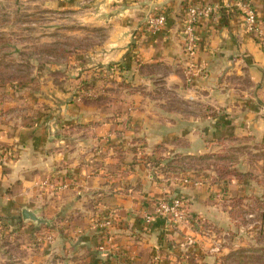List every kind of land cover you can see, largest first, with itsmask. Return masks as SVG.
Here are the masks:
<instances>
[{"label": "crops", "instance_id": "crops-1", "mask_svg": "<svg viewBox=\"0 0 264 264\" xmlns=\"http://www.w3.org/2000/svg\"><path fill=\"white\" fill-rule=\"evenodd\" d=\"M237 3L249 5L257 19L264 21V0H107L98 12L87 9L84 15L97 12L99 25L107 32L102 44L85 57L87 73L96 67L119 66L125 74L123 82L131 85L138 80L148 86L163 70L162 82L177 97L207 106L213 114L181 118L164 105L147 108L136 92L132 98L121 95L102 107L93 105L99 99L76 103L68 84L41 90L37 97L43 98L42 108L25 112L20 120L11 116L19 110L14 104L0 103V150L6 152L0 153V217L24 226L52 228L55 244L63 243L54 254L65 257L73 245H87L91 254L83 264L181 259L184 239L193 235L188 228L175 231L163 219L152 225L143 221L157 194L165 189L175 192L198 220L226 224L227 215L212 199L238 196L244 191L242 185L232 181L210 186L202 181L157 186L132 146L170 141L183 143L178 153L198 155L205 152L206 141L249 137L264 147V48L243 31ZM189 4L233 7L228 11L222 7L219 16L197 25L193 82L187 81L181 33V18ZM151 14L166 18L155 34L142 28ZM34 97H23V101L35 102ZM151 112L163 114V120H150ZM73 140L78 141L77 147H70ZM67 180L76 186L51 192L55 183ZM110 213L115 215L113 252L111 258H104L96 252L99 239L92 226ZM169 242L177 252L168 250Z\"/></svg>", "mask_w": 264, "mask_h": 264}, {"label": "rangeland", "instance_id": "rangeland-1", "mask_svg": "<svg viewBox=\"0 0 264 264\" xmlns=\"http://www.w3.org/2000/svg\"><path fill=\"white\" fill-rule=\"evenodd\" d=\"M106 1L0 0V103L9 102L7 105L14 104L12 106L19 109L15 111L12 109L13 119L20 120L25 112L32 114L42 108L44 104L40 100L43 98L37 97L41 90L49 87L62 88L64 84L70 85V98L76 103L99 99L98 103L93 105L102 107L109 105L121 95L128 99L132 98L133 93L136 92L142 95L147 108L164 105L169 110H174L175 114L177 112L181 118L213 114V111L206 108L207 106L177 97L174 91L162 82L165 73L163 70H161L162 76L152 79L154 81L148 86L139 83L138 80L132 81L131 85L123 82L125 74H121L122 69L119 66L108 67L115 69V73L109 71L112 75L96 73L99 67L87 73L88 69L83 66L87 53L101 45L107 36L106 29L99 25L100 17L95 16ZM87 9H94L97 12L87 17L84 15ZM93 18L94 21L91 22ZM102 68L103 73L104 70H108L107 67ZM187 81L193 82L188 77ZM91 86L96 90L98 97L82 98V93ZM146 89L148 92L145 91ZM11 92L14 94L9 97ZM33 95L35 102L23 101L25 97ZM9 98L12 101H9ZM38 99L39 103H36ZM24 107L28 108L24 109ZM156 112L147 114L149 119L163 120V114ZM230 139L231 142L224 139L219 142L206 141L205 152L198 154H216L222 158L221 160L177 162L172 167L169 166L172 160H175L173 158L183 155L178 153L183 151V143L169 141L152 146L144 143L132 146L136 148L141 161L139 163L147 167L150 178L157 186L167 188L175 182L189 185L200 184L202 181L215 186L213 182L222 178L220 181L222 183L219 185L234 181L244 187V191L238 196H232L227 200L221 197L212 199L228 217V222L224 225L198 220L197 215L189 211L180 199L185 211L193 220L183 226H174L171 223L168 225L175 231L188 228L193 235L185 237L186 247L182 250L184 254L181 253V259L178 257L175 261H171L167 257L161 261L156 258L152 264H164V262L165 264H264V147L249 137ZM73 141L75 142H71L70 147L76 146L78 142ZM3 151L0 150V153L4 156L6 152ZM229 156L233 159L228 160ZM192 166H196V170L200 171L193 173L187 170L183 174L172 171L173 168L189 169ZM230 171L241 175L249 174V176L234 177ZM48 182L53 184L54 181ZM66 183L71 187L76 186V182L72 180L63 182V185ZM55 184L60 186L59 182ZM69 187L67 186L65 190ZM63 190L52 188L51 192L60 193ZM167 190L157 194L151 213H145L143 221L145 216H151L155 212L161 199L168 201L177 198L175 192L171 193ZM108 215L115 218L113 213ZM2 218L0 217V264H83L85 257L91 254L90 247L76 244L65 257L64 253L54 254L56 247L62 248L60 246L63 243L55 244V238L52 236L54 233L52 235L50 233L52 228L36 227L29 223L24 226L9 218ZM96 220L92 226L99 239L96 252L105 256L104 258H111L109 256L113 252L114 225L106 229ZM158 220L161 218L145 225H152ZM53 227L56 228L54 224ZM107 235H110L112 240H104ZM195 235L203 240L196 241L193 238ZM188 239H191V243ZM171 246L169 242L168 250L177 252V248L175 250Z\"/></svg>", "mask_w": 264, "mask_h": 264}, {"label": "built area", "instance_id": "built-area-1", "mask_svg": "<svg viewBox=\"0 0 264 264\" xmlns=\"http://www.w3.org/2000/svg\"><path fill=\"white\" fill-rule=\"evenodd\" d=\"M224 10L228 11L233 9L230 5L225 4L222 6ZM221 6H199V5H187L184 9L183 16L181 18L182 22V30L181 33L183 35V63L185 65V71L188 79H193V57L197 50L198 38L195 32V29L200 21L202 20H210L215 16H219L223 9ZM236 7L239 9L242 14V29L243 31L253 36L258 40V42L264 48V21L260 22L255 15V12L249 5L243 3H237ZM231 8V9H230ZM166 22V18L162 14H151L149 15L143 22L142 28L145 32L149 34H155L160 31ZM115 69L104 70L103 68H98L96 73L98 74H107ZM110 71V72H109ZM115 73V71H114ZM118 73V71L116 72ZM111 74V73H110ZM102 75V76H103ZM112 75V74H111ZM114 75V74H113ZM87 91L82 93V98H96L97 92L91 86L86 89ZM55 184L53 188L56 189H66V187L70 186V184L60 186H56ZM185 206L183 202L179 198H172L171 200H163L161 199L158 203V206L155 212L151 216H145L144 223L150 224L155 219L161 218L166 220L167 223H171L174 226H183L184 224H189L193 218L189 216V214L185 211ZM97 223L106 227L108 229L112 225H114L115 218L112 215L103 216L102 218H97ZM106 241L112 240L110 235L105 236ZM191 239H188V242L191 243Z\"/></svg>", "mask_w": 264, "mask_h": 264}, {"label": "trees", "instance_id": "trees-1", "mask_svg": "<svg viewBox=\"0 0 264 264\" xmlns=\"http://www.w3.org/2000/svg\"><path fill=\"white\" fill-rule=\"evenodd\" d=\"M107 69H109V68H107ZM222 139H224L225 141H232V139H230V138H218V139H216V141H221ZM160 146H157V148H159ZM236 152H237V150H235ZM229 159L228 160H232L233 159V157H231V156H229L228 157ZM173 159H175V160H172V162H171V164H170V166L169 167H172V166H174V164L175 163H177V162H195V161H198V162H205V161H208V160H221L222 158H220L219 156H217L216 154H212V153H210V154H203V155H197V156H183V155H177V156H175V158H173ZM226 159V157H224V160ZM218 168V170H220L219 169V167H217ZM187 170H190V171H192L193 173L194 172H197V171H200L199 169L198 170H196V166H192V167H190L189 169L188 168H184V167H182V168H179V169H177V168H173V173H181V174H183L185 171H187ZM230 173H233V175H234V177L235 176H237V177H247V176H249V174L247 175V174H243V175H241V174H237V172H233V171H230ZM220 181H222V178H219V180H217V181H214L213 182V185H219V184H221L222 182H220ZM19 225H21V224H19Z\"/></svg>", "mask_w": 264, "mask_h": 264}, {"label": "water", "instance_id": "water-1", "mask_svg": "<svg viewBox=\"0 0 264 264\" xmlns=\"http://www.w3.org/2000/svg\"><path fill=\"white\" fill-rule=\"evenodd\" d=\"M25 219H33L32 217H30L29 215H23Z\"/></svg>", "mask_w": 264, "mask_h": 264}]
</instances>
